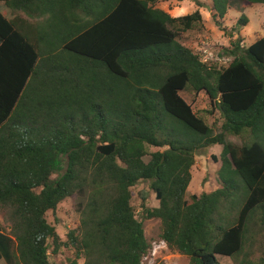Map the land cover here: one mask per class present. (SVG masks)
<instances>
[{
    "label": "trees",
    "instance_id": "obj_1",
    "mask_svg": "<svg viewBox=\"0 0 264 264\" xmlns=\"http://www.w3.org/2000/svg\"><path fill=\"white\" fill-rule=\"evenodd\" d=\"M156 1L0 0V261L49 264L70 245L84 264H142L133 200L147 183L159 205L140 193L142 220L189 264H264V37L232 33L228 65L209 64L176 28L201 12L175 19ZM211 1L227 30L232 0ZM214 146L216 188L186 197L196 152ZM73 195L87 198L62 241L47 215Z\"/></svg>",
    "mask_w": 264,
    "mask_h": 264
},
{
    "label": "rangeland",
    "instance_id": "obj_2",
    "mask_svg": "<svg viewBox=\"0 0 264 264\" xmlns=\"http://www.w3.org/2000/svg\"><path fill=\"white\" fill-rule=\"evenodd\" d=\"M155 8L167 12L175 19H181L184 16L191 15L195 11H200L203 16V22L194 30L187 31L181 26H177L179 32V40L190 49L203 54V60L209 64L218 63L222 67L228 65L231 57L223 50L230 47L231 34L233 40L242 39L245 47L249 46L255 38L264 37V5L256 4L249 8H243L242 0H232L229 11L224 19L225 27L223 29L216 23L212 10L211 0H157ZM245 15L249 19V23L238 32H233L239 18ZM182 97L192 106L195 112H202L210 109L208 97L202 93L196 98L189 93H182ZM209 121L211 119L208 118ZM221 153L220 146L199 150L196 152V162L192 168V181L188 187L186 197L191 194H200L204 191H210L216 188V178L218 170L221 166L219 155ZM213 156L215 160L213 159ZM217 160V161H216ZM136 197L133 205L140 221L144 222L145 234L147 240L151 244V248L144 256L142 264H189V258L168 247H160V220L150 219L142 220V196L144 193L147 197L146 207H158V201L155 195L150 192L147 183H140L134 189ZM87 197L73 195L61 203L58 209L52 213H48V221L54 225L62 241H67V234L70 230L77 228L80 221L78 204L85 202ZM0 223L6 233L11 232V223L7 218L6 211H0ZM156 247L157 253L152 255L153 249ZM49 264H84L85 260L77 259L76 251L72 246H63L57 255H53L50 251ZM220 264H233L228 257H219ZM0 264H7L4 260ZM17 264H20L17 261Z\"/></svg>",
    "mask_w": 264,
    "mask_h": 264
},
{
    "label": "built area",
    "instance_id": "obj_3",
    "mask_svg": "<svg viewBox=\"0 0 264 264\" xmlns=\"http://www.w3.org/2000/svg\"><path fill=\"white\" fill-rule=\"evenodd\" d=\"M161 244H163V245H161V246H159V248L160 247H166L167 248V243L164 241V240H162L161 241ZM157 253V249H156V247L153 249V252H152V255H155Z\"/></svg>",
    "mask_w": 264,
    "mask_h": 264
}]
</instances>
